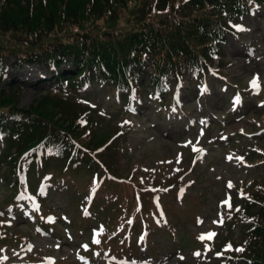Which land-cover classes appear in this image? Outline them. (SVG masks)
I'll return each instance as SVG.
<instances>
[{"label": "trees", "instance_id": "trees-1", "mask_svg": "<svg viewBox=\"0 0 264 264\" xmlns=\"http://www.w3.org/2000/svg\"><path fill=\"white\" fill-rule=\"evenodd\" d=\"M259 1L0 0V174L13 186L6 207L16 210L20 195L27 194L19 177L34 175L45 183L57 161L64 172H89L91 185L100 183L102 194L93 206L106 219L122 210L114 224L99 229L95 252L111 246L120 231L128 239L136 232L146 237L163 212L159 200L169 192L168 177L125 166L132 119L106 117L76 95L85 85L99 83L118 90L126 103L133 91L160 98L171 92L170 81L179 85L189 74L198 81L219 74L227 68L222 47L236 33L233 23ZM11 58L14 66L56 67L49 80L53 85L29 107L20 104L18 87L3 88ZM148 70L151 91L144 82L136 86ZM32 193L39 197L36 188ZM119 196V204L105 208ZM249 197L248 208L228 210L229 228L249 225L243 251L226 253L228 264H264V177ZM2 237L0 231L3 247Z\"/></svg>", "mask_w": 264, "mask_h": 264}, {"label": "rangeland", "instance_id": "rangeland-1", "mask_svg": "<svg viewBox=\"0 0 264 264\" xmlns=\"http://www.w3.org/2000/svg\"><path fill=\"white\" fill-rule=\"evenodd\" d=\"M235 26L244 30L229 36L223 47L227 68L219 75L201 82L188 76L157 100L143 93L133 94L125 103L116 91L100 84L77 96L100 108L106 117L121 115L134 122L124 164L142 175L158 170L168 177L166 187L171 186L160 200L159 225H152L142 239L136 232L127 239L128 247L117 246V239L124 235L120 232L110 250L93 252L100 226L114 224L122 210L111 211L106 219L92 203L102 194L100 183L93 186L89 172H64L53 161V176L39 187L34 175L27 182L24 175L19 177V186L28 187L27 195L39 188L41 198L21 195L15 211L5 207L13 186L0 174L2 233L23 237L17 246L13 240L4 242L0 264H46L49 259L54 264H227L226 251L241 253L237 249L245 246L248 226L229 228L226 209L228 204L248 208L249 195L264 177V0ZM7 67L3 88L18 87L24 106L43 94L48 88L43 80L53 76L52 70L39 64L17 67L8 60ZM254 77H259L258 93L251 87ZM149 78L148 74L142 81ZM170 98L169 104L162 103ZM121 198L110 199L114 205L105 208L111 210ZM37 216L45 225H39ZM202 234L214 235L202 241Z\"/></svg>", "mask_w": 264, "mask_h": 264}, {"label": "snow or ice", "instance_id": "snow-or-ice-1", "mask_svg": "<svg viewBox=\"0 0 264 264\" xmlns=\"http://www.w3.org/2000/svg\"><path fill=\"white\" fill-rule=\"evenodd\" d=\"M238 30L243 31L244 29H238ZM251 87H252L254 93H258V92H259V90H260L259 77H254V78H253V80L251 81ZM237 102H238V101H237ZM194 150H195V149H194ZM197 151H199V150H197ZM229 159H231V158H229ZM238 159H241V160H242V158H238ZM229 187H231V184H229ZM228 207L231 208V205L228 204ZM237 211H239V209H237ZM0 215H2V214H0ZM212 235H214V234H210L207 238H208V239H211ZM203 238H204V237H202V239H203ZM96 242L98 243V241H96ZM237 251H243V249H237ZM196 255L198 256L199 253H196ZM181 259H183V258L181 257Z\"/></svg>", "mask_w": 264, "mask_h": 264}]
</instances>
